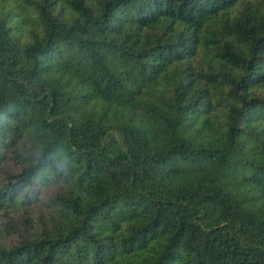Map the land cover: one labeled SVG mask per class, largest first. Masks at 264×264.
Masks as SVG:
<instances>
[{
    "label": "trees",
    "instance_id": "16d2710c",
    "mask_svg": "<svg viewBox=\"0 0 264 264\" xmlns=\"http://www.w3.org/2000/svg\"><path fill=\"white\" fill-rule=\"evenodd\" d=\"M0 264H264V0H0Z\"/></svg>",
    "mask_w": 264,
    "mask_h": 264
},
{
    "label": "rangeland",
    "instance_id": "374dc122",
    "mask_svg": "<svg viewBox=\"0 0 264 264\" xmlns=\"http://www.w3.org/2000/svg\"><path fill=\"white\" fill-rule=\"evenodd\" d=\"M227 15L228 14H225L223 16H219L218 18H215L212 21V24H211V28H212V31L211 32L212 33H209L208 38H207V41H209L210 39H213V34H216L217 33V30L222 29L223 24H224V22H225V20L227 18ZM198 58L199 57L195 55L193 59L194 60H198ZM32 134L33 135H36L33 131H32ZM17 135H18V133L11 134V132L10 133L8 132L7 135H6V137H7L6 140L9 141V138H12L15 141V143L13 144V146H18L19 144L23 143L26 146L31 147V144H30V141L31 140H30V138L28 140H27V136H22L21 139L15 138ZM31 138L33 140H37L38 143H39V135L38 134L35 137H31ZM58 186H59L58 183H53V182H51V184H49V185H46L43 188V190H42L41 198L39 199L40 202L41 201H44L46 199V197L50 194V192H53ZM2 235H3V237L6 240H8V242H9V240L11 238L14 237L13 235L6 233L4 230H2ZM116 262H120V259H118Z\"/></svg>",
    "mask_w": 264,
    "mask_h": 264
}]
</instances>
